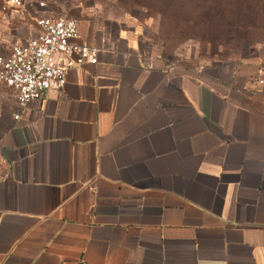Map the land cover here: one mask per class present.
Here are the masks:
<instances>
[{
  "label": "crops",
  "instance_id": "1",
  "mask_svg": "<svg viewBox=\"0 0 264 264\" xmlns=\"http://www.w3.org/2000/svg\"><path fill=\"white\" fill-rule=\"evenodd\" d=\"M40 14L75 17L98 61L23 109L0 90V264H264V51L187 65L31 0L0 11V53Z\"/></svg>",
  "mask_w": 264,
  "mask_h": 264
},
{
  "label": "rangeland",
  "instance_id": "2",
  "mask_svg": "<svg viewBox=\"0 0 264 264\" xmlns=\"http://www.w3.org/2000/svg\"><path fill=\"white\" fill-rule=\"evenodd\" d=\"M74 15L90 7L136 26L150 52L199 65L264 51V0H45ZM0 0V11H8Z\"/></svg>",
  "mask_w": 264,
  "mask_h": 264
},
{
  "label": "built area",
  "instance_id": "3",
  "mask_svg": "<svg viewBox=\"0 0 264 264\" xmlns=\"http://www.w3.org/2000/svg\"><path fill=\"white\" fill-rule=\"evenodd\" d=\"M34 1L39 11L47 10L45 0ZM30 2L5 0V6L20 9ZM37 23L39 32L27 40L14 42L8 53H0V90L12 89L21 109L42 99L50 89L62 90L71 69L98 61V49L80 41L81 31L75 17L40 14Z\"/></svg>",
  "mask_w": 264,
  "mask_h": 264
}]
</instances>
